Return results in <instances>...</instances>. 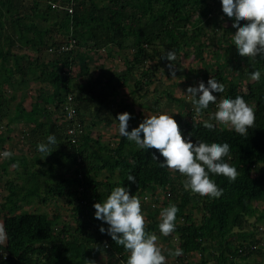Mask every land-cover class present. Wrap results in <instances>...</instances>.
I'll return each mask as SVG.
<instances>
[{"label": "trees", "instance_id": "trees-1", "mask_svg": "<svg viewBox=\"0 0 264 264\" xmlns=\"http://www.w3.org/2000/svg\"><path fill=\"white\" fill-rule=\"evenodd\" d=\"M221 14L219 0H0V150L8 149L3 145L10 140L9 133L20 126L19 140L35 152L13 155L0 164L3 174L10 165L13 173L2 184L5 194L1 191L0 196L1 223L7 231L0 244L4 252L0 264H96L101 255L106 259L102 264H125L127 251L98 231L101 222L93 216L94 202H103L120 183L129 186L130 194L149 198V206L141 204L145 230L156 233L157 241L165 237L158 228L160 212L171 203L178 206L176 230L167 235L168 242L176 241L173 250L183 252L173 256L176 263L232 264L236 258L246 261L257 255L264 264L258 248L262 238H256L262 232L258 221L264 224V211L255 206L264 202V60L238 55L232 43L233 21L221 20ZM210 47L213 63L202 57ZM169 49L176 53L177 80L193 85L195 79L207 83L216 78L226 88L220 98L242 96L255 112L254 125L242 136L222 124L204 127L216 105L197 113L191 100L175 98L166 88L159 93L155 88L150 106L138 103L159 114V101L168 96L166 107H177L172 116L183 136L192 134L193 143L230 144V158L225 159L239 175L229 181L211 174L223 188L218 198L185 189L181 173L151 158L156 149H140L120 135L114 145L102 142L100 134L91 136L96 123L118 126L117 113L133 112L118 102L115 110L109 108L117 88L130 86L131 96L143 99L155 73L171 76L168 62L160 59ZM114 51L126 55L124 70L114 73L101 66L94 79L87 80L91 55ZM180 57H193L200 67L185 70ZM254 69L262 72L259 81L249 78ZM31 84L36 88L30 96ZM68 96L75 106L70 121L64 109ZM142 113H131L129 131ZM69 128L73 134L66 133ZM50 133L59 144L42 159L37 143ZM128 173L137 183L127 180ZM58 199L71 207L73 226L61 221L58 213L49 216L23 208Z\"/></svg>", "mask_w": 264, "mask_h": 264}, {"label": "clouds", "instance_id": "clouds-1", "mask_svg": "<svg viewBox=\"0 0 264 264\" xmlns=\"http://www.w3.org/2000/svg\"><path fill=\"white\" fill-rule=\"evenodd\" d=\"M219 2L222 6L220 19L227 17L233 21L231 26L235 32H232V43L235 44L238 55L251 57L253 60H264V0H219ZM160 59L168 62L167 68L171 76H175L174 69L177 68L174 63L177 59L175 51L166 50ZM261 76L260 69H254L249 73L251 80L259 81ZM225 91V85L212 78L207 83L200 80L197 84L188 85L181 94L190 96L197 113L208 109L210 104L216 105L217 110L212 118L216 123H213L212 119L205 120L204 127L214 129L217 124H222L242 136H247L249 128L255 122L253 107L239 95L235 98H220V94ZM131 118L132 114L128 111L117 113L114 120L118 123L119 135L134 142L140 149L158 150L151 153V158L159 162L161 167L181 173L185 177L184 188L192 193L218 198L222 195L223 188L216 184L211 174L226 176L229 181H235L239 175L236 166L225 159V157L230 158L228 142L209 143L198 140L193 143L192 134L183 136L177 121L167 112L147 116L129 131L128 121ZM58 144L56 135L50 133L46 140L37 143V151L44 159L56 149ZM12 156L11 150H0V159L6 160ZM78 159L80 158H77V163H81ZM18 163V161L14 162L13 166H18ZM127 180L137 183L136 176L132 173H128ZM141 201L138 195L130 194L128 185L121 186L120 183L110 191L103 202L96 201L93 204L95 209L93 216L101 222L98 231L109 236L127 251L125 264H166L167 257L156 243V233H148L145 230V216L141 204L148 205V203ZM178 212L179 208L174 203L160 212L161 220L158 228L161 234L167 236L175 232ZM6 238L5 226L0 223V242L5 241ZM182 254L179 248L171 252L174 257ZM3 256L4 252L0 251V260ZM88 264L95 262L88 261Z\"/></svg>", "mask_w": 264, "mask_h": 264}, {"label": "rangeland", "instance_id": "rangeland-1", "mask_svg": "<svg viewBox=\"0 0 264 264\" xmlns=\"http://www.w3.org/2000/svg\"><path fill=\"white\" fill-rule=\"evenodd\" d=\"M230 22L225 23V25L229 24ZM230 36V34H228V37ZM206 44L207 41L203 40ZM214 50V48L210 47L208 48L204 55H202V57L205 59V61L208 62H212L214 61V59L212 57H214V55H211V51ZM16 52H20V50H14ZM222 53V52H220ZM105 54V55H104ZM103 55H97L96 54L91 55V60H89L88 62V66H89V75L87 80H93L94 77L100 72V69L98 67L103 66L104 70H111L114 73H119L120 71L124 70V64L122 62V59L124 58L123 54L120 53H116L111 52L110 54L108 53H104ZM128 56V55H127ZM179 62L181 64V66H183V68L185 70H189V69H194L197 67H200V62L196 59H193V57H189V58H179ZM76 71L78 72V69L76 68ZM75 71V72H76ZM198 80H194L192 83L197 84ZM186 86H185V85ZM188 85L186 84V82L182 79V80H177L174 76H168L166 74H164L162 71H158L157 73H155L154 78H153V83L151 84V86L149 87V94L146 95L143 99H139L138 96H136L135 98H133L131 96V88L130 86H123L121 88H117V92H118V96L116 98H114L111 103V107H109L111 110H115L116 109V105L118 102L117 106H122V105H129L134 114L137 115L138 111L143 112L140 116H137L134 118L133 123L136 124L138 126V124L147 116H151V115H157L158 113H152V111L144 109L141 105H139L138 103L142 104V103H146L147 106H150L151 103L154 100V96H155V88L157 91V93H159L162 89H165L172 94L173 97L175 98H185L186 101L191 100L190 96L188 95H184L181 94V91H184L186 89ZM36 86H34L33 84L30 85V89L28 94L34 95L35 94V89ZM181 90V91H180ZM157 97L159 95H156ZM122 98V99H121ZM168 98V96H167ZM166 97H163L160 99L159 101V107L162 109L161 112H167L169 114H175L177 113V107L174 104L173 108H169L166 107V104L168 103V99ZM111 99V98H110ZM30 98L27 99V101L25 102V107L29 108V104H30ZM114 104V105H113ZM131 112V113H133ZM160 112V113H161ZM111 116V115H110ZM116 125V122H114ZM128 124H130L128 122ZM4 131V130H3ZM21 131V127L20 126H15L14 127V131L9 133V137L10 140L6 141L4 143L3 146L7 147L9 150L12 151L13 155H19L20 153L26 154V155H33V153H35L34 151L29 150L28 146L24 143H22L19 139L21 137L20 134ZM92 133L91 136L92 138H96L97 136H99V134L101 135V141L105 142V143H109L111 145L115 144L116 141V136L119 135L118 132V126H114L109 125L108 127H105V124H98L96 123V127H94L92 129ZM5 131L3 132V135H5ZM116 134V135H115ZM5 159H0V164L2 162H4ZM7 174H3L2 170H0V194L2 195L5 194L4 190L2 189V184L9 178L13 177V173H12V166L10 165L9 167H7ZM2 191V193H1ZM144 196V195H143ZM143 196H140L141 198ZM147 197V196H146ZM142 200V199H141ZM57 203L56 205L54 203ZM145 204V203H144ZM57 205L62 206L57 208ZM149 206V204H148ZM255 206L260 210V211H264V202L263 201H257ZM24 210L31 212V211H39V212H46L48 213L49 216H52L53 214H60L61 216V221L66 222L68 225L73 226L74 225V220H73V216H72V210L71 207L68 205H65L62 201V199H58L57 201H49L46 204H31V205H24ZM260 214V213H259ZM256 220H259V215L256 216ZM2 222V216H0V223ZM261 222L258 221V226L260 227V232L256 238L261 240V243L258 244V248L261 250L262 252V256H264V224H260ZM161 238V237H158ZM163 239H160L158 241H156L157 245L160 246L163 250V254L167 257V261L166 264H178L176 263V261H174V257L171 255L172 250L175 248L176 245V241L173 240V243L168 242L167 240V236L162 237ZM199 257L198 255L194 256V261L198 260ZM261 261V257L254 255L252 257H250V259L248 260H242L239 258H236L235 261L232 264H259V262ZM106 262L105 256L101 255L98 258V262L96 264H102ZM118 264V263H115ZM120 264V263H119Z\"/></svg>", "mask_w": 264, "mask_h": 264}, {"label": "built area", "instance_id": "built-area-1", "mask_svg": "<svg viewBox=\"0 0 264 264\" xmlns=\"http://www.w3.org/2000/svg\"><path fill=\"white\" fill-rule=\"evenodd\" d=\"M72 8L70 7V8H68V12L70 13L72 10H71ZM72 42H74L73 41V39L71 40ZM64 109H65V116H66V119L67 120H71L72 118H73V116H74V114H75V106H74V101H73V98L71 97V96H68V99H67V102H66V104H65V106H64ZM74 129H72V128H69V129H67V134L68 135H70V134H73L74 133ZM78 162H80V159H78ZM0 196H1V194H0ZM142 201L143 202H146V201H149V198H147V197H144L143 199H142ZM141 201V202H142ZM148 203V202H147ZM0 244H3V242H0ZM257 246H252V249H255ZM240 248V247H239ZM240 250V249H239Z\"/></svg>", "mask_w": 264, "mask_h": 264}]
</instances>
